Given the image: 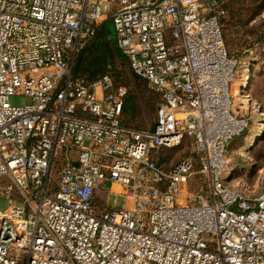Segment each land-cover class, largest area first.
<instances>
[{
    "label": "built area",
    "instance_id": "built-area-1",
    "mask_svg": "<svg viewBox=\"0 0 264 264\" xmlns=\"http://www.w3.org/2000/svg\"><path fill=\"white\" fill-rule=\"evenodd\" d=\"M107 5L118 49L161 97L152 130L121 124L128 88L110 73L73 79L70 57ZM218 9L0 0V264H264V179L253 196L225 179L227 146L250 123L233 104L237 61ZM186 142L194 158L167 168L152 157ZM197 163L202 186L190 191ZM106 184L122 187L125 207L98 209Z\"/></svg>",
    "mask_w": 264,
    "mask_h": 264
},
{
    "label": "rangeland",
    "instance_id": "rangeland-1",
    "mask_svg": "<svg viewBox=\"0 0 264 264\" xmlns=\"http://www.w3.org/2000/svg\"><path fill=\"white\" fill-rule=\"evenodd\" d=\"M218 16L224 30L225 45L229 54L237 61L235 82L231 87L233 104L235 108L249 119V128L230 142L226 156L228 169L225 173L227 185L233 189L243 191L248 195H258L264 179V0H218ZM114 11L107 5L108 20L105 26L108 28L111 40L116 39L113 20L110 16ZM80 44L78 50L70 57V63L74 68L78 51L85 45ZM110 74L115 80L127 86L129 93L137 97L139 114L130 121L136 129L150 130L154 127L157 118V109L161 100L153 88L143 81H139L133 74L127 60L116 58ZM111 67V68H112ZM251 78L247 80L246 76ZM236 85H240V98L234 96ZM248 98L247 101L242 99ZM243 101V102H242ZM14 106H26L32 104V99L25 96L11 98ZM242 107V108H241ZM152 157L170 168L184 158H194L193 148L190 142L177 149L161 150L153 152ZM192 176L189 190L193 191L202 186L201 176L196 170ZM59 173L53 172V182L56 185ZM98 193L96 202L99 210L108 207L123 208L126 206L123 189L115 184L113 189L109 187ZM98 201V202H99ZM10 208V202L6 197H0V212Z\"/></svg>",
    "mask_w": 264,
    "mask_h": 264
},
{
    "label": "trees",
    "instance_id": "trees-1",
    "mask_svg": "<svg viewBox=\"0 0 264 264\" xmlns=\"http://www.w3.org/2000/svg\"><path fill=\"white\" fill-rule=\"evenodd\" d=\"M222 32H223V37L225 41L223 27H222ZM83 42L85 45L83 44L84 46L78 51L76 62L73 68V79L74 80L84 79L87 82H94L98 80L99 78H101L102 76L110 73V71L113 70L114 67H112V65L116 58H124L125 60H127V58L118 49L117 44H116V39L114 41L111 40L109 30L105 26V23L97 29L95 35L87 37ZM136 77L138 78L140 82L141 81L147 82L138 76ZM115 84L116 86H126L123 83L119 82V80H115ZM158 96L161 100V97L159 94ZM138 114H139V108L137 105V97L135 96V94L129 93L128 91V95L124 103L123 112L120 118L121 124L125 127L136 128L134 126H131L130 121L132 119L134 120V118H136ZM156 121H157V118H156ZM154 127L152 129H154ZM157 162L160 165H163L161 162L159 161ZM196 170L197 171L200 170V165L198 163L196 165Z\"/></svg>",
    "mask_w": 264,
    "mask_h": 264
},
{
    "label": "bare ground",
    "instance_id": "bare-ground-1",
    "mask_svg": "<svg viewBox=\"0 0 264 264\" xmlns=\"http://www.w3.org/2000/svg\"><path fill=\"white\" fill-rule=\"evenodd\" d=\"M246 78H247V80H250L251 77H250L249 75H247ZM239 86H240V85H236V87H235V91H234V96L237 97V98H238V97L240 98V96H241V94H240V93H241V90H240L241 88H239ZM241 97H242V96H241ZM242 100L245 102V101L248 100V98H247V99L244 98V99H242ZM243 101H242V102H243ZM234 107H235V106H234ZM241 108H242V107H241Z\"/></svg>",
    "mask_w": 264,
    "mask_h": 264
},
{
    "label": "crops",
    "instance_id": "crops-1",
    "mask_svg": "<svg viewBox=\"0 0 264 264\" xmlns=\"http://www.w3.org/2000/svg\"><path fill=\"white\" fill-rule=\"evenodd\" d=\"M106 185H107V187H109L110 190H112L113 187H114V185H110V184H106ZM106 185L104 186V189H107V188H106ZM104 189H103V190H104ZM107 190H108V189H107ZM98 193H101V191L98 192ZM98 193H97V195H98ZM97 195H96V198H97ZM98 201H99V200H98ZM98 201L96 202V204H100V201H99V202H98Z\"/></svg>",
    "mask_w": 264,
    "mask_h": 264
}]
</instances>
